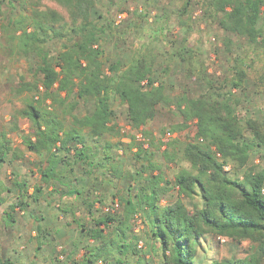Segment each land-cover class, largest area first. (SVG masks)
Masks as SVG:
<instances>
[{
    "label": "trees",
    "instance_id": "1",
    "mask_svg": "<svg viewBox=\"0 0 264 264\" xmlns=\"http://www.w3.org/2000/svg\"><path fill=\"white\" fill-rule=\"evenodd\" d=\"M5 1L13 7L12 0H2L0 5ZM13 1L21 11L19 17L1 26V56L34 58L28 79L20 77L15 94L28 96L27 104L18 112L31 124L22 142L30 152L45 157L46 164L39 162L37 173L42 184L35 185L32 194H28L26 183L15 182L20 198L10 205L11 211L22 209L24 194L39 200L46 189L56 185L65 188L62 198L86 207L93 225L87 229L85 220L75 222L87 240L95 243L85 245L84 257L72 264H140L142 240L147 245H159L158 264H197L199 249L209 244L218 247L222 239L248 243L249 252L245 257L213 258L210 264H264V167L249 166L252 154L264 148V125L251 118L243 121L237 111L240 101L230 96L219 94L211 101L204 94L196 99L183 95L175 106L166 85L158 82L155 56L145 48L140 52L136 49L127 62L105 56L102 38L111 30L98 23L103 17L96 11L98 0ZM181 2L180 25L184 27L192 19V0ZM263 7L264 0H205L200 5L203 18L218 21L224 31L253 45L264 44ZM186 34L182 45L188 48ZM54 41L61 44L60 50L50 49ZM223 44L229 55L234 53L231 39L225 38ZM193 57L170 55L171 61L178 58L188 64V77L195 79L190 67ZM234 59L238 68L241 60ZM169 65H164L166 75L171 73ZM235 72L234 89L246 79L243 70ZM206 76L198 79L205 81ZM208 87L212 89L213 84L208 82ZM114 98L126 107L131 129L142 131L150 142L147 148L145 144L136 146L134 160L142 162L141 169L128 176L139 184L133 191L131 182L127 198L118 197L123 205L120 216L109 213L96 217L93 209L103 205L104 198L97 194L92 198L86 183L96 176L103 161L108 167L106 180L123 179L108 154L111 145L98 143L105 136L125 137L116 119ZM161 105H174L183 116V123L172 132L189 130L195 121V130L183 150L191 170H180L173 184L164 180L153 149L165 146L163 155L173 163L180 142L174 138L160 142L158 147L152 133L147 132ZM12 129L18 131V126L14 124ZM9 144L7 133L1 132L0 169L10 154L14 160L20 159L19 151ZM134 147L130 145V149ZM227 166L232 167L230 171H226ZM145 169L150 175L143 178ZM176 188L177 196H171ZM5 191L0 181V205ZM137 215L144 217L147 227L141 235L134 232ZM0 264L14 263L0 257Z\"/></svg>",
    "mask_w": 264,
    "mask_h": 264
},
{
    "label": "rangeland",
    "instance_id": "2",
    "mask_svg": "<svg viewBox=\"0 0 264 264\" xmlns=\"http://www.w3.org/2000/svg\"><path fill=\"white\" fill-rule=\"evenodd\" d=\"M204 1L192 0V19L186 21L187 25L182 27L179 15L181 0H98L97 14L103 15L98 23L111 30L102 38L101 44L105 49V56H109L111 60L121 58L127 62L126 59L132 56L136 49L140 52L145 48L155 56L156 77L159 83L166 85L167 93L174 97L175 106L183 95L196 99L204 94L211 101L216 100L219 94L230 96L240 101L237 111L243 121L251 118L264 125V44L253 45L244 38L224 31L218 25V21L203 18L200 5ZM10 2L13 7L8 1L0 5V39L4 37L2 24L6 25L8 19L19 17L21 11L15 4L16 1ZM262 10L264 19V7ZM186 32L188 48L182 45ZM225 38L232 41L234 53L231 55L224 47ZM49 46L53 51L61 48V44L57 41L51 42ZM183 47L187 51L186 54L185 51L182 53ZM2 50L0 49V133H7L9 146L19 151L20 159L14 160L10 154L7 162L0 169V181L5 190L7 189L1 195L3 204L0 205V257L10 258L14 264L80 262L85 255V245L95 244L87 240L86 234L79 231L75 222V220H85L87 229L93 225L87 215L86 207L79 201L62 198L66 189L57 185L44 190L39 200L28 197L33 193L35 185L42 184L37 168L39 162L46 164V160L45 157L30 152L22 142V137L28 135L31 124L27 119L20 117L18 112L27 104L28 96L26 97L25 94L19 97L15 91L19 87L21 76L24 75L28 79L34 58L5 59L1 56ZM177 53H180L181 57L187 54L194 55L190 67L194 70L195 79L188 77L186 72L188 64L184 65L178 58L171 61L170 55ZM236 57L241 60L237 64L238 68L234 64ZM164 65L171 66L169 75L165 74ZM237 69L246 73V79L234 89L233 82L236 80ZM204 74H207L205 81L198 79ZM208 82L213 84L212 89L208 87ZM113 106L117 122L122 127L125 137L117 139L105 136L98 143L102 146L111 145L108 154L112 162L122 171L123 179L106 180L108 167L103 161V166L97 171L96 176L86 183V190L91 193L92 198L95 194L104 198V204H97L93 209L96 217L109 213L120 216L118 213H122L123 205H120L118 197L127 198L129 194L128 187L132 180L128 174L135 175L138 169H141L142 162L138 164L134 160L136 146L145 144L147 148L150 142V138L145 137L142 131L131 129L127 123V109L118 99H113ZM175 106L161 105L156 118L147 127L149 130L147 132L152 133L154 143L158 147L160 142L167 143L174 138L180 142L179 153L173 163L168 162L163 155L165 146L160 150L153 149L156 153L155 161L164 174V180L171 184L174 183L175 176L180 170H191L189 162L183 157V150L191 139L188 136H192L195 130L194 121L190 125L191 129L181 133L172 132V128L181 125L184 120ZM14 124L18 126V131H13ZM168 133L172 134L169 139L166 138ZM131 144L135 145L132 149H130ZM256 164L264 167V148L252 154L249 166ZM231 168L227 166L226 171H230ZM149 175L150 171L145 169L143 178ZM18 181H23L29 186V195L24 194L26 203L22 209L11 211L10 205L17 204L20 198L19 189L14 185ZM132 183H134V191L139 182ZM78 187L82 188L81 183ZM177 194L176 188L171 196L176 197ZM165 202L166 200L163 201L164 204ZM186 202L190 205L188 200ZM134 226V232L141 235L143 230L147 229L144 217L137 215ZM224 240V242L219 241L218 247L209 244L206 248L199 249L197 264H210L213 258L245 257L249 252L248 243L235 244L227 239ZM40 244L41 249L38 250ZM140 248L143 252L140 256V264L160 262L158 244L147 245L142 240L139 243Z\"/></svg>",
    "mask_w": 264,
    "mask_h": 264
},
{
    "label": "built area",
    "instance_id": "3",
    "mask_svg": "<svg viewBox=\"0 0 264 264\" xmlns=\"http://www.w3.org/2000/svg\"><path fill=\"white\" fill-rule=\"evenodd\" d=\"M170 137H172V134H171V133H168V134H166V138H168V139H169ZM221 241H222V242H224L225 240H224V239H222Z\"/></svg>",
    "mask_w": 264,
    "mask_h": 264
}]
</instances>
